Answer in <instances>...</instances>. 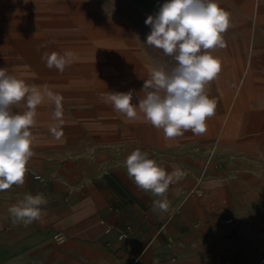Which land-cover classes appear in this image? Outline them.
I'll use <instances>...</instances> for the list:
<instances>
[{
	"label": "crops",
	"instance_id": "obj_1",
	"mask_svg": "<svg viewBox=\"0 0 264 264\" xmlns=\"http://www.w3.org/2000/svg\"><path fill=\"white\" fill-rule=\"evenodd\" d=\"M35 12L33 0H0V68L28 85H47L63 97L59 122L63 135L60 140L52 135L50 127L57 123L54 105L45 99L36 107L30 129L34 155L27 173L44 176L41 182L33 180L31 195L47 199L41 206L46 215L43 222L31 224L22 245L0 252L1 262L231 264L228 244L222 241L231 230L222 226L220 217L230 209V201L239 200L248 180L256 181V158L264 157V48L253 53L248 67L243 56L227 53L225 48L208 50L221 61L220 73L205 88L216 101L215 114L206 120L204 134L189 130L182 137L165 140L163 131L144 122L138 109L139 118L128 120L107 101L108 92L131 90L132 103L138 104L149 71L126 69L123 57L125 69L114 70L111 78L103 80L101 58L94 54L87 76L85 37L45 41L46 28L43 35H33ZM38 22L44 27L48 21ZM34 40L39 47L33 48ZM71 43L77 48L72 67L63 73L48 69L43 53L59 52L47 45L63 46V53ZM24 110L23 103L13 106L14 112ZM136 149L153 156L167 172L179 167L187 173L170 185L167 212H154L152 203L158 197L138 188L127 175L123 162ZM210 161L217 162L216 169L207 166ZM24 196L17 193L12 200L17 203ZM127 225L132 232L127 240H120L119 230ZM107 226L113 227L112 232H105ZM57 231L65 235L62 244L53 237Z\"/></svg>",
	"mask_w": 264,
	"mask_h": 264
},
{
	"label": "clouds",
	"instance_id": "obj_2",
	"mask_svg": "<svg viewBox=\"0 0 264 264\" xmlns=\"http://www.w3.org/2000/svg\"><path fill=\"white\" fill-rule=\"evenodd\" d=\"M145 24L151 26L145 43L162 50L172 63H154L140 90L143 95H139L138 104L132 103L131 90L108 92L107 101L128 120L139 118L138 109L144 122L163 131L165 140L182 137L189 130L197 136L204 134L206 120L216 108L215 99L209 97L205 88L221 71L220 59L208 50L226 48L223 34L230 26V13L217 0H166L158 14L148 16ZM41 59L47 68L63 73L77 57L73 51L65 50L62 54L45 52ZM45 99L54 105L52 115L57 123L50 131L60 140L63 97L47 85H28L6 68H0V191L25 182L27 164L34 155L30 129L35 109ZM21 103L26 110L14 112L13 106ZM123 163L138 188L158 197L152 203L153 211L167 212L171 205L167 195L170 185L184 179L187 173L179 167L167 172L140 149L132 151ZM47 203L42 194H26L8 212L13 223L27 226L34 221L43 222L46 212L41 206Z\"/></svg>",
	"mask_w": 264,
	"mask_h": 264
},
{
	"label": "rangeland",
	"instance_id": "obj_3",
	"mask_svg": "<svg viewBox=\"0 0 264 264\" xmlns=\"http://www.w3.org/2000/svg\"><path fill=\"white\" fill-rule=\"evenodd\" d=\"M165 2L166 0H33L35 4L33 10L37 11L33 13L35 15L33 35L37 32L45 34L44 40L48 42L60 36L70 38L84 36L87 76L93 68V61L89 60L94 54L101 58L99 65L103 80L111 78L109 74L112 71L121 72L122 68L125 69L121 62L123 57L127 58L124 63L127 64V69L150 72L156 62L168 60L170 64L172 63L170 58L163 56L162 50L145 43L147 35L151 32V26L146 25L145 20L150 15H157ZM217 2L230 13V26L223 36L226 43L232 44H227L225 50L227 53L243 56L248 67L253 53H260L264 48V0H217ZM42 19L48 21V25L42 27L43 25L38 22ZM69 22L75 24V27ZM229 39L231 40L228 41ZM72 46L69 47L71 51L77 50L74 45ZM37 47L38 42L34 40L33 48ZM47 48L54 50L52 46L47 45ZM57 48L60 49L55 51L62 53L63 46ZM218 51L221 52V49ZM197 151L200 152L202 149L197 147ZM256 160L258 178L256 181L248 180V186L240 192L239 200L230 201V209L220 217L222 226L231 230L229 234L222 236V241L228 244L231 264L233 262L260 264V257L264 254V157ZM216 164L217 162L210 161V169H216ZM34 175L33 172L27 173L23 185H13L10 189L0 191V198L5 197V200H0V252L7 247L13 250L15 246L22 245L32 231L31 224L25 226L23 223H13L8 209L16 204L12 200L15 194H31L33 180L37 182L43 180L35 179ZM227 216H232L234 221L226 224L224 219ZM1 260L0 256V264H5Z\"/></svg>",
	"mask_w": 264,
	"mask_h": 264
},
{
	"label": "built area",
	"instance_id": "obj_4",
	"mask_svg": "<svg viewBox=\"0 0 264 264\" xmlns=\"http://www.w3.org/2000/svg\"><path fill=\"white\" fill-rule=\"evenodd\" d=\"M150 159H154L153 156H150L148 155ZM155 160V159H154ZM210 163V162H209ZM209 163H207V166L209 165ZM217 167V165H216ZM35 179H38V180H42L44 178L43 174L41 173H36L34 175ZM199 194L203 195V191H200ZM114 211H118L117 208H113ZM233 221V217L229 216L225 219V222L226 223H230ZM113 230V227L112 226H107L106 229H105V232L106 233H110L112 232ZM132 232V226L131 225H127L124 229H120L119 230V233H118V238L120 240H127L130 236ZM53 237L55 239V241L59 244H62L65 242L66 238H65V235L63 234L62 231H57L53 234ZM260 264H264V254L260 257V260H259Z\"/></svg>",
	"mask_w": 264,
	"mask_h": 264
},
{
	"label": "bare ground",
	"instance_id": "obj_5",
	"mask_svg": "<svg viewBox=\"0 0 264 264\" xmlns=\"http://www.w3.org/2000/svg\"><path fill=\"white\" fill-rule=\"evenodd\" d=\"M51 2V1H50ZM8 4V3H7ZM99 4V3H98ZM97 4V5H98ZM33 5H35V4H33ZM37 5V4H36ZM47 5V4H46ZM73 5V4H72ZM83 5V4H82ZM39 6V5H38ZM84 6V5H83ZM74 7V6H73ZM77 7H78V4H77ZM85 7H88V6H86L85 5ZM100 7V6H99ZM105 8V7H104ZM59 9V8H58ZM106 9V8H105ZM109 10V9H108ZM67 12V11H66ZM53 15V14H52ZM55 16V15H54ZM66 16V15H65ZM58 17V16H57ZM68 17V16H67ZM66 17V18H67ZM61 18V17H60ZM109 19V18H108ZM112 19V18H111ZM116 19V18H115ZM43 20V19H42ZM62 20V19H61ZM110 21V20H109ZM114 21V20H113ZM51 22H52V20H51ZM94 22V21H93ZM115 22V21H114ZM48 23V22H47ZM46 23V24H47ZM53 23V22H52ZM70 23V22H69ZM50 24V23H49ZM54 25H55V23H53ZM59 24V23H58ZM71 24V23H70ZM48 25V24H47ZM71 25H73V24H71ZM46 26V25H45ZM50 26V25H49ZM56 26H57V24H56ZM59 26H62V25H59ZM67 26V25H66ZM74 27H75V24L73 25ZM99 25H97V27H98ZM102 26V25H101ZM108 26V25H107ZM118 26V25H117ZM39 27V26H38ZM69 27V26H68ZM93 27H95V26H93ZM91 28V27H90ZM71 32V31H70ZM73 33V32H72ZM62 34V33H61ZM71 34V33H70ZM119 35V34H118ZM70 39V38H69ZM61 43V42H60ZM85 43V42H84ZM87 43V42H86ZM74 44V43H73ZM72 43H71V46L73 45ZM81 44H83V43H81ZM81 44H80V46H81ZM69 45V44H68ZM68 45H66V49H67V46ZM92 45H94V44H92ZM61 46V45H60ZM88 46V45H87ZM40 48H41V46H40ZM42 48H44V46H42ZM52 48H53V46H52ZM54 48H55V46H54ZM72 48H73V46H72ZM90 48H91V45H90ZM19 49V48H18ZM22 49H24V46H22ZM92 49V48H91ZM55 50V49H54ZM63 50H64V48H63ZM93 50V49H92ZM34 51H36V50H34ZM23 52V51H22ZM38 52H39V50H38ZM118 58V57H117ZM124 62V61H123ZM129 62H131V61H129ZM100 63V62H99ZM90 64V63H89ZM92 64V63H91ZM106 65H107V63H106ZM72 67V66H71ZM90 67V66H89ZM39 68V67H38ZM46 68V67H45ZM77 68V67H76ZM138 68V67H137ZM43 69V68H42ZM49 69V68H48ZM127 69V68H126ZM88 70V69H87ZM38 71H41V70H38ZM139 72V71H138ZM103 74V73H102ZM122 74H123V72H122ZM129 82V81H128ZM133 82V81H132ZM132 82H130V83H132ZM122 83H124V82H122ZM107 84V83H106ZM127 87V86H126ZM112 88V87H111ZM124 88V87H123ZM103 89V88H102ZM122 89V88H121ZM115 90V89H114Z\"/></svg>",
	"mask_w": 264,
	"mask_h": 264
}]
</instances>
